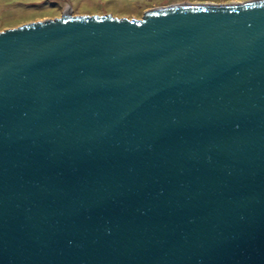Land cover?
I'll use <instances>...</instances> for the list:
<instances>
[{
    "label": "water",
    "instance_id": "water-1",
    "mask_svg": "<svg viewBox=\"0 0 264 264\" xmlns=\"http://www.w3.org/2000/svg\"><path fill=\"white\" fill-rule=\"evenodd\" d=\"M0 264H264V0L1 31Z\"/></svg>",
    "mask_w": 264,
    "mask_h": 264
},
{
    "label": "rangeland",
    "instance_id": "rangeland-1",
    "mask_svg": "<svg viewBox=\"0 0 264 264\" xmlns=\"http://www.w3.org/2000/svg\"><path fill=\"white\" fill-rule=\"evenodd\" d=\"M250 0H0V32L46 19L71 15L141 18L151 8L171 4H231Z\"/></svg>",
    "mask_w": 264,
    "mask_h": 264
}]
</instances>
